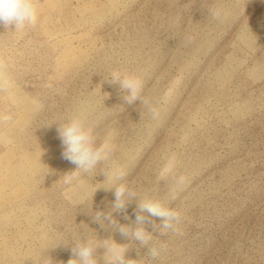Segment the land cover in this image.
<instances>
[{
    "label": "rangeland",
    "instance_id": "374dc122",
    "mask_svg": "<svg viewBox=\"0 0 264 264\" xmlns=\"http://www.w3.org/2000/svg\"><path fill=\"white\" fill-rule=\"evenodd\" d=\"M34 2V26L0 28V264H67L83 237L98 264L105 239L141 264H264V0ZM114 71L139 78L156 118L107 82ZM73 116L98 140L115 130L94 173L68 174L61 156L55 123ZM107 168L126 175L106 180ZM119 183L136 194L126 213L112 211ZM144 198L181 212L179 234L147 212L136 223Z\"/></svg>",
    "mask_w": 264,
    "mask_h": 264
},
{
    "label": "clouds",
    "instance_id": "9594fccd",
    "mask_svg": "<svg viewBox=\"0 0 264 264\" xmlns=\"http://www.w3.org/2000/svg\"><path fill=\"white\" fill-rule=\"evenodd\" d=\"M38 19V6L34 0H0V28L5 30H23L26 27L34 26ZM110 85L119 84L121 90L127 92L124 99L128 103L140 99L142 104L148 107V112L153 118L158 115L157 110L148 104L141 92V81L133 75H122L114 71L107 81ZM54 124V123H53ZM56 132L57 138L61 142L63 159L75 166V170L68 173L90 174L101 165L106 164L112 156L113 144L111 138L116 134L115 130L110 131L103 140H98L96 134L85 127V121L80 116H73L63 122H57ZM52 125V124H51ZM47 125V126H51ZM175 167V157L168 159L165 166L161 169L157 179L164 180L167 175L172 172ZM106 177V180L111 179L113 182L123 180L126 173L120 168H107L101 170ZM184 177L180 176L177 179L178 183L184 182ZM114 201L112 203V211L127 212L129 198L136 194L130 191L128 185L119 183L114 189ZM147 212L151 216L161 218L160 234L166 236L169 232L179 234V225L182 222L181 212L175 208H166L157 200L151 198L141 199L137 204V209H134L136 223L142 224L145 217L142 213ZM125 215V219H127ZM94 219L101 223L103 220H108L113 226L118 227V232L122 237H128L130 234L140 242L142 246H149L153 236L142 227H137L132 231L128 226L117 225L115 219L112 218V213L97 212ZM105 243L102 247L106 249L104 254L105 264H141V259H128L125 256L127 245L116 243L112 239ZM100 247L96 241L89 237H83L76 241L71 248L73 258L67 261V264H98L96 258V250ZM155 246L148 247L149 260H155L163 249ZM51 257H46L45 264H50Z\"/></svg>",
    "mask_w": 264,
    "mask_h": 264
}]
</instances>
